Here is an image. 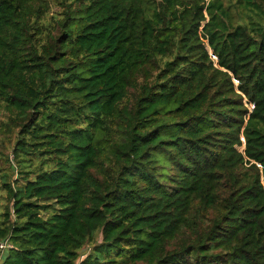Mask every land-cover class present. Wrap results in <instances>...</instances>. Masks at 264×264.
<instances>
[{"label": "trees", "instance_id": "trees-1", "mask_svg": "<svg viewBox=\"0 0 264 264\" xmlns=\"http://www.w3.org/2000/svg\"><path fill=\"white\" fill-rule=\"evenodd\" d=\"M0 107V264H264V0H0Z\"/></svg>", "mask_w": 264, "mask_h": 264}, {"label": "rangeland", "instance_id": "rangeland-1", "mask_svg": "<svg viewBox=\"0 0 264 264\" xmlns=\"http://www.w3.org/2000/svg\"><path fill=\"white\" fill-rule=\"evenodd\" d=\"M59 10H60V6L56 2L52 1L50 11L52 13H55V12H58ZM209 51H210L211 57L216 61L215 55L212 53V49L210 47H209ZM236 83H238V82L236 81ZM4 117H5V115H4L3 111H2V108L0 107V125H1V119H3ZM1 139H4V134L3 133L0 135V141H1ZM7 152L11 153L10 149L7 150ZM1 158L2 159H0V169L5 165L4 157L1 156ZM101 238H102L101 234L99 233L98 234V241L99 242L101 241ZM89 249H90V246H88V245L85 246L81 250L82 254L88 252ZM6 254H7L6 250L0 251V256L4 257V256H6Z\"/></svg>", "mask_w": 264, "mask_h": 264}, {"label": "built area", "instance_id": "built-area-1", "mask_svg": "<svg viewBox=\"0 0 264 264\" xmlns=\"http://www.w3.org/2000/svg\"><path fill=\"white\" fill-rule=\"evenodd\" d=\"M216 58V56H215ZM8 246V242L0 243V249H5Z\"/></svg>", "mask_w": 264, "mask_h": 264}]
</instances>
